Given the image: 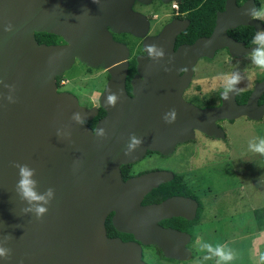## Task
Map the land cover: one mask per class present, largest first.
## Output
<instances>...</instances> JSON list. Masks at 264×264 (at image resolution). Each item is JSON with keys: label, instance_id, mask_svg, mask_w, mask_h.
Instances as JSON below:
<instances>
[{"label": "water", "instance_id": "obj_1", "mask_svg": "<svg viewBox=\"0 0 264 264\" xmlns=\"http://www.w3.org/2000/svg\"><path fill=\"white\" fill-rule=\"evenodd\" d=\"M132 1L0 0V241L12 237L4 244L11 256L0 258V264H145L137 243L108 237L105 217L116 210L117 227L128 231L117 224V215L127 216L135 209L164 214L173 200L148 206L141 201L172 175L153 171L124 181L121 165L141 159L148 150L170 154L177 144L193 139L195 129L224 137L217 124L220 119L248 116L259 120L264 116V103L258 104L264 79L255 84L244 104L236 99L238 85L228 100L222 92L218 106L202 108L183 98L201 57L213 58L224 48L232 57H241L255 47L236 40L228 30L239 25L264 29V22L245 15L247 9L258 8L256 0L242 4L225 0L211 34L177 48L176 37L189 21L173 19L151 35L148 16L133 12ZM139 1L150 4L153 0ZM8 24L13 25L12 32L4 30ZM111 31L142 38L132 95L125 87L130 52L126 44L113 39ZM36 32L61 35L65 42H39ZM149 44L162 47L164 57L150 60L145 50ZM77 59L111 74L100 98L106 114L95 128L86 121L98 114L99 107L81 104L73 92L58 91L57 77ZM109 92L122 93L114 108L105 103ZM9 96L16 102L11 103ZM172 109L177 115L169 124L163 117ZM76 112L85 124L72 119ZM99 128L106 129L105 136L94 134ZM132 134L142 138L143 144L127 156ZM16 162L36 170L39 193L55 190L40 220L25 211L29 206L16 193ZM134 234L144 244H158L168 257L190 258L170 246L164 230L148 232L137 227Z\"/></svg>", "mask_w": 264, "mask_h": 264}, {"label": "flooded vegetation", "instance_id": "obj_2", "mask_svg": "<svg viewBox=\"0 0 264 264\" xmlns=\"http://www.w3.org/2000/svg\"><path fill=\"white\" fill-rule=\"evenodd\" d=\"M154 1L162 2L161 0H153L150 4H142L139 0H133L131 9L133 12H141V6L146 7L148 5H151ZM244 1L245 0L239 2L238 0V4H242ZM173 2L178 3V10L173 7ZM179 2L180 1L172 0L169 3H165L169 5V8L167 9V21L163 25H161L158 31L154 33H150L149 31V34H157L166 23L171 22L173 19H186L189 21L190 25L191 20L188 16L189 11L186 10L181 12ZM145 15H147L149 18L151 28L152 20L154 19V17H156V14L153 13L151 18L148 14ZM189 25L187 26V28L189 27ZM240 26L243 25H239L235 28H230L228 30L229 35H231L238 41L244 42L246 46H252L253 44H246L245 41L239 40L237 37H234V33H238L240 31L238 28ZM256 32L257 31L255 30V34ZM111 33L114 40L127 45L130 52V66L131 59L133 57L136 59L139 54L143 53L142 38L129 32L111 31ZM57 36H59L60 39L54 42L43 43L62 44L65 42L61 35ZM129 36L132 37L131 44L129 43ZM195 40L191 42H179L177 36L174 42V47L177 48L182 44L193 43ZM139 42L141 43V46ZM220 50H222L221 52H225V54L228 55L231 59H237L249 55L248 53L241 57H232L227 48ZM220 50H217L216 53ZM201 58L210 59L208 57ZM199 60L193 67V73L189 84L183 91V98L202 108L209 106H218L222 103V92L224 91V85H218V81H208L206 82V86L204 87L202 81L200 80L201 78H203V73L201 71H197L196 69ZM136 72V66L132 72H130V68L128 67L125 87L130 95L133 94L131 80ZM183 73L184 70L181 72V74ZM110 76L111 74L107 70L105 85L99 91L97 90L98 93H95L99 102V104L97 105L99 107V112L94 118L87 120V124L92 128H95L98 119L106 114V111L100 106V97L106 89L107 82ZM210 76L211 75L208 71L207 77ZM263 79L264 76L255 79L251 87L247 89H241L239 87V91L236 96L237 102L239 104L246 103L252 90L255 87V84ZM58 91L73 92L68 87H64V85L62 84V80L58 84ZM73 93L78 97L75 92ZM78 99L80 101L79 97ZM263 103L264 92L258 100V104ZM92 106H94V104L87 107ZM100 108L103 109V114H100ZM242 117L248 118L251 121L264 120V116L259 120L251 119L248 116ZM237 119L225 118L217 121L218 126H220L225 132L224 137L210 136L198 129H195V137L188 141L177 144L174 151L170 154H164L160 151L155 150H148L141 159L134 162L122 164L120 168L121 175L124 181L153 171H164L167 174L170 173L172 175L170 178H168L164 182H161L157 187L153 188L144 195L141 201L142 206L159 204L166 200L173 201L170 202L168 210H166V212L162 215H152V213L149 212L140 213L139 210L136 209L132 210L127 216H122L123 213H121V215H117V217L119 216V218H117V224L123 229H129L128 231L120 230L117 227L114 221L116 210H111L105 217V228L108 237L120 238L122 241L133 243L136 246L138 244L141 249V259L145 264H202L203 257H200V255H202V251L200 250V247L196 243V241L197 239H200L202 242H205V239H209L208 234L215 235L214 238H217V240L219 239V236L225 237V240H223V245L227 247L231 240H233L232 235L236 230L237 223L241 222L237 219L236 211L238 210L247 213L245 205L247 203L246 198L249 197L250 192L247 182H241L240 179H237L233 175L234 169L232 165L233 158H231V150H233L234 147V140L233 136L229 135L228 126L232 125ZM93 120L96 121L94 124H91L90 121ZM198 141H203L205 143L202 148L205 154L213 150V148H211L208 143H219L218 145L223 146L222 151H225L226 158H224L220 163H217L218 159L205 163L206 159L199 155V158H201V162L196 161L198 158H195L197 153L195 144ZM217 148L221 149L220 147ZM220 165H224L223 168H226V170L222 168L226 176H217L218 174H216L215 171L217 169L215 168H218ZM243 223V230L247 231L248 229L246 225L249 223L248 215L243 216ZM157 225L159 227H156ZM137 227L142 228L143 230L148 232H153L158 229L164 230V238H167L170 246L174 249H177V253H184L185 251L190 256V258L179 259L176 257H168L164 254L162 248L158 244L142 243L136 238L134 234V229Z\"/></svg>", "mask_w": 264, "mask_h": 264}, {"label": "rangeland", "instance_id": "obj_3", "mask_svg": "<svg viewBox=\"0 0 264 264\" xmlns=\"http://www.w3.org/2000/svg\"><path fill=\"white\" fill-rule=\"evenodd\" d=\"M258 1L261 7H264V0ZM168 8L169 5L155 1L146 7L141 6V12L148 14L150 18L153 13L156 14V17H154L151 23L150 33L158 31L161 25L167 21ZM129 43H132L131 36H129ZM139 44L141 46L140 42ZM221 51H218L213 59L201 58L197 64V71L203 73V78L200 80L204 87L208 81H218V85L222 86V75L226 73L238 72L241 75L242 80L239 84L241 89L251 87L255 79L264 76V71H261L252 64L249 55L231 59L225 52ZM106 71L102 67L95 68L88 66L77 59L73 66L61 76L62 84L64 87H68L75 92L80 98L81 103L85 106L92 104L97 106L99 102L95 93H98L97 90L99 91L105 85ZM208 71L211 75L210 77H207ZM252 73L255 74L249 80L248 77ZM228 132L229 135L233 136L234 140V147L231 150L234 169L233 175L237 179H240L241 182H247L250 189L249 197L246 198L247 203L245 205L247 213L236 211L237 219L241 222L237 223L236 230L232 235L233 240L227 245V248H230L235 256L230 261V264H259L260 256L264 255V230L257 228L253 212L256 208L264 206V156L251 152L249 150V143L253 140L258 141L259 139H264V120L251 121L248 118L240 117L232 125L228 126ZM210 144L212 143H208L209 146ZM204 145L205 143L203 141H198L195 144L197 149L195 158H198L196 161L201 162L199 155L206 159L205 163L216 159H218L217 163H220L226 158L225 151L218 148L205 154L202 150ZM223 166L220 165L218 168H215L217 170L214 169L219 177L226 176L223 172V169L226 170V168H223ZM244 215H248L249 218V223L246 225L247 231L243 230ZM208 236L209 239H205V242L211 243L214 246L217 244L223 245L225 237L219 236L217 240V238H214L215 235L208 234ZM205 255L206 253L204 252L200 255V257H203L202 264H216L215 258L205 260Z\"/></svg>", "mask_w": 264, "mask_h": 264}, {"label": "clouds", "instance_id": "obj_4", "mask_svg": "<svg viewBox=\"0 0 264 264\" xmlns=\"http://www.w3.org/2000/svg\"><path fill=\"white\" fill-rule=\"evenodd\" d=\"M93 2L97 3V0H93ZM245 15L249 16L252 20L264 22V7L249 8L245 12ZM4 30L12 32L13 25L8 24ZM252 44L255 45V47H253L252 51L249 53L251 62L256 68L264 71V29L256 32L252 40ZM145 50L150 60H159L165 55L164 49L155 44L147 45ZM254 74L255 73L249 75L248 79L251 80ZM241 80L242 77L238 72L226 73L222 75V82L224 85L223 96L225 100L230 99L229 93L235 91L236 86L240 84ZM12 87L14 89V86ZM120 95H122V93L117 94L109 92L105 100L106 105L112 108L116 107L120 99ZM8 99L11 103L16 102L11 96H9ZM176 115V110L172 109L167 112L163 118L166 123L172 124L176 120ZM72 119L82 125L85 124L86 121L79 112L74 113ZM94 134L97 136H105L106 129L99 128L94 130ZM142 144V138L132 134L129 137V142L127 143L125 149V155H132ZM210 147L213 149L220 147L221 150H223V146L218 145L216 142H213ZM249 150L255 154L264 156V139L250 141ZM14 167L18 169L19 174V180L17 181L15 189L16 193L20 199L25 201L29 206L25 211L34 214L38 220L42 219L49 210L47 206L50 205L52 200L55 198V190L53 188H48L44 193H39L37 191L38 181L34 179L36 170L28 164H21L19 162L14 163ZM74 171H78V168L75 166ZM11 238V236H8L5 237L3 241H0V258L5 260L10 258L11 249L5 247L4 244ZM196 243L199 245L200 250L206 253L204 256L205 260L215 258L216 264H229V262L235 258L234 252L225 245L217 244L214 246L211 243L202 242L200 239H197ZM259 264H264V255L260 256Z\"/></svg>", "mask_w": 264, "mask_h": 264}, {"label": "trees", "instance_id": "obj_5", "mask_svg": "<svg viewBox=\"0 0 264 264\" xmlns=\"http://www.w3.org/2000/svg\"><path fill=\"white\" fill-rule=\"evenodd\" d=\"M243 1V0H239ZM259 8L261 7L257 0ZM180 11H189L191 23L189 27L178 35V41L191 42L200 36L209 35L215 25L216 13L218 9H223L225 6V0H183L179 2ZM239 32L234 33V37L239 40H243L246 44H252V39L255 34V30L252 26H240ZM36 37L39 42H54L60 39L59 36L53 33L36 32ZM136 59L133 57L130 61V72L135 69ZM62 80V77H57V83ZM104 111L100 108V114ZM96 120L90 121L94 124ZM87 123V121H86ZM256 226L260 230H264V206L256 208L253 212Z\"/></svg>", "mask_w": 264, "mask_h": 264}, {"label": "built area", "instance_id": "obj_6", "mask_svg": "<svg viewBox=\"0 0 264 264\" xmlns=\"http://www.w3.org/2000/svg\"><path fill=\"white\" fill-rule=\"evenodd\" d=\"M173 7L178 10V7H179L178 3L177 2H173Z\"/></svg>", "mask_w": 264, "mask_h": 264}]
</instances>
